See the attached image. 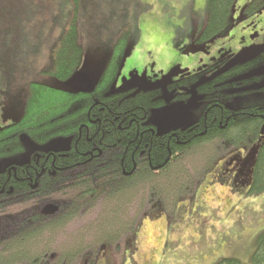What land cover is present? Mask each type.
<instances>
[{
    "label": "rangeland",
    "instance_id": "374dc122",
    "mask_svg": "<svg viewBox=\"0 0 264 264\" xmlns=\"http://www.w3.org/2000/svg\"><path fill=\"white\" fill-rule=\"evenodd\" d=\"M205 2L78 0L83 54L77 71L63 80L42 70L74 14V1L0 0V129L21 117L31 82L71 92L92 89L114 49L109 37L124 30L130 41L108 94L158 90L165 103L152 108L146 121L157 131L198 120L206 96L199 86L264 53V8L247 14L251 0H236L229 28L201 40ZM230 82L226 107L264 104V61L234 74ZM22 141L24 151L0 160V169L28 162L36 150H64L71 144L65 136L36 143L23 134ZM229 148L217 140L181 154L168 175L175 176V184L165 178L155 185L141 181L133 199L125 197L121 215L109 214L110 205L98 199L58 231H43L44 250L57 257L70 247L83 254L102 247L94 264H215L225 257L253 264L256 238L264 232V190L253 193L250 184L234 185L235 170L224 168L234 152L226 154ZM12 204L0 205V237L39 207ZM103 227L111 234L100 232Z\"/></svg>",
    "mask_w": 264,
    "mask_h": 264
},
{
    "label": "trees",
    "instance_id": "16d2710c",
    "mask_svg": "<svg viewBox=\"0 0 264 264\" xmlns=\"http://www.w3.org/2000/svg\"><path fill=\"white\" fill-rule=\"evenodd\" d=\"M73 1L74 14L51 47L50 61L42 70L63 80L77 71L83 54L78 40V0ZM235 1L206 0L201 40L228 29ZM262 8L264 0H251L245 12L251 14ZM129 35L124 30L116 38L112 54L92 89L71 92L31 82L21 117L11 126L0 129V160L24 151L23 134L36 143L59 136L69 137L71 141L64 150H36L40 155L38 163L30 158L28 162L7 164L0 169V205L7 202L20 207L26 203L39 205L32 208L35 212L15 231L0 237V264H45L46 259L53 264H85L86 261L93 264L99 248L93 254H83L79 247H70L56 257L44 250L43 231H58L98 199L110 205L109 214L121 215L127 203L125 197L133 199L141 181L148 179L155 185L165 178L174 185L175 176L168 177L171 167L191 148L217 140L236 147L249 145L259 138V131L264 127V104L226 107L225 90L232 84L230 79L234 74L263 62L264 53L199 86L206 95L202 116L186 127L161 132L146 123L150 110L165 103L158 90L107 92L118 75ZM254 151L248 190L258 193L264 190V138ZM237 184L241 185V180L236 179L234 185ZM101 229L105 234L112 232L105 227ZM251 263L264 264V232L256 238ZM215 264L242 262L225 257Z\"/></svg>",
    "mask_w": 264,
    "mask_h": 264
},
{
    "label": "flooded vegetation",
    "instance_id": "af4514ba",
    "mask_svg": "<svg viewBox=\"0 0 264 264\" xmlns=\"http://www.w3.org/2000/svg\"><path fill=\"white\" fill-rule=\"evenodd\" d=\"M204 25H203V27H204ZM202 111H203V108L201 110V114H200L199 117L202 116ZM152 125L155 126L154 124H152ZM262 129H264V127H262ZM262 129H260V131H259V136H258L259 138L254 143H250L249 145H247V144L240 145L241 148L239 150H235V149L237 147H240V146L234 147V146H231V145H229L227 143V146H230V148H229V150L226 151V154H228L230 151H234V152H233V154L231 156L227 157V159L225 161V164H224V168H225V170H230V169L235 170V175H234L233 183L237 179V180H241L242 184H250V182H251V180H250L251 178L250 177H251V174H252L250 168H251V165H252V163L254 161V157H255V155H254V153H255L254 149L255 150L257 149L258 144L264 138V137L263 138L261 137V131H262ZM57 151H60V150H57ZM33 153L35 155L31 159L32 160L33 159L36 160V163H38L39 162V159H40V155L36 154L37 152L35 153V151ZM10 170H13V168L11 167ZM102 202L103 201H101V203ZM101 248L102 247H100L99 250ZM99 250L97 252V256H100L99 253H100L101 250L100 251ZM97 256H96V259H97ZM96 259L94 260L95 262L98 260V259L97 260Z\"/></svg>",
    "mask_w": 264,
    "mask_h": 264
},
{
    "label": "crops",
    "instance_id": "0c3cea01",
    "mask_svg": "<svg viewBox=\"0 0 264 264\" xmlns=\"http://www.w3.org/2000/svg\"><path fill=\"white\" fill-rule=\"evenodd\" d=\"M235 4V3H234ZM233 8V7H232ZM78 27H79V24H78ZM229 28V27H228ZM79 33V32H78ZM118 34H119V32H117V33H114L111 37H109V39H108V41L107 42H109L110 44H112V45H114L115 44V41H116V39L115 38H117V36H118ZM79 42H80V44H81V46H82V43H81V41H80V36H79ZM129 41L130 40H128V43H127V48H128V44H129ZM130 46H131V44H130ZM127 50V49H126ZM109 56H110V54H109ZM109 56H108V58L106 59V60H104V63H103V65H102V68H101V70H100V75H101V73H102V70H104V68H105V66H106V64H107V61H108V59H109ZM100 75H99V77H100ZM98 80H99V78H98ZM97 80V81H98ZM96 82V81H95ZM97 83V82H96Z\"/></svg>",
    "mask_w": 264,
    "mask_h": 264
},
{
    "label": "water",
    "instance_id": "95a60500",
    "mask_svg": "<svg viewBox=\"0 0 264 264\" xmlns=\"http://www.w3.org/2000/svg\"><path fill=\"white\" fill-rule=\"evenodd\" d=\"M261 137L262 138L264 137V129H262V131H261Z\"/></svg>",
    "mask_w": 264,
    "mask_h": 264
}]
</instances>
